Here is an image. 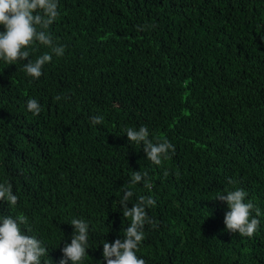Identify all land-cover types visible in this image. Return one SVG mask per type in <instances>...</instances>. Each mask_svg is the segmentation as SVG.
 Wrapping results in <instances>:
<instances>
[{
  "label": "trees",
  "instance_id": "trees-1",
  "mask_svg": "<svg viewBox=\"0 0 264 264\" xmlns=\"http://www.w3.org/2000/svg\"><path fill=\"white\" fill-rule=\"evenodd\" d=\"M59 11L49 31L65 53L38 80L0 60V183L19 198L0 201V217H28L49 252L41 264H59L70 221L85 220L84 264H107L131 188L129 207L157 201L146 264H264V0H59ZM36 48L33 59L51 51ZM141 125L175 146L162 166L129 142L124 130ZM140 170L151 190L129 183ZM236 188L261 212L251 238L226 231L228 206L214 199Z\"/></svg>",
  "mask_w": 264,
  "mask_h": 264
},
{
  "label": "clouds",
  "instance_id": "clouds-1",
  "mask_svg": "<svg viewBox=\"0 0 264 264\" xmlns=\"http://www.w3.org/2000/svg\"><path fill=\"white\" fill-rule=\"evenodd\" d=\"M59 17V0H0V25L4 28L0 31V60L8 65H19L27 76L38 80L44 74L45 65L52 62L53 55L61 57L65 53L66 46L55 43L49 31ZM37 44L51 51L33 59L32 53L37 51ZM23 61L27 63H22ZM61 99L60 95L54 97L56 101ZM26 103L27 110L33 115H39L42 111L36 99L29 98ZM89 122L94 127L102 124L104 117L94 115L89 117ZM124 131L129 142L143 146L147 159L155 165L162 166L175 153V146L166 138L157 137L156 142H153L147 126L141 125L138 129L128 127ZM163 175H169L167 169ZM149 180L148 173L140 170L132 173L129 183L136 185L143 182V186L151 190ZM229 183L234 181L229 178ZM224 192L217 194L214 199L225 202L228 206L229 210L224 216L226 231L253 237L260 227V209L246 199L248 193L243 188L226 189ZM133 195L131 188L126 189L120 201L123 217L130 221V225L124 229L123 239L103 242L102 255L107 264H146L138 253L145 239V226H155L156 222L149 216L147 209L155 207L157 201L150 195H138L136 202L129 207ZM0 201L13 208L18 204L19 198L13 193L11 183H0ZM70 224L74 226L71 243H65L61 249L59 264H69V261L72 264H84L88 257L90 226L79 218H73ZM29 232L31 228L28 226L27 216L0 217V264H41V258L49 255L48 249L42 240L29 235ZM44 264H48V261H44Z\"/></svg>",
  "mask_w": 264,
  "mask_h": 264
}]
</instances>
